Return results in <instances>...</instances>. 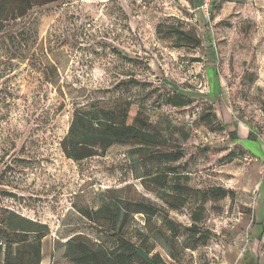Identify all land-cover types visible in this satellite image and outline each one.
Here are the masks:
<instances>
[{
    "label": "rangeland",
    "instance_id": "rangeland-1",
    "mask_svg": "<svg viewBox=\"0 0 264 264\" xmlns=\"http://www.w3.org/2000/svg\"><path fill=\"white\" fill-rule=\"evenodd\" d=\"M5 17L0 219L48 227L40 264H73L68 239L111 246L113 233L165 264H264V0H211L208 12L199 0H57ZM116 98L167 137L159 151L181 158L158 164L129 144L65 157L74 105ZM128 201L156 214L131 212ZM103 205L121 206L114 231L82 213Z\"/></svg>",
    "mask_w": 264,
    "mask_h": 264
},
{
    "label": "trees",
    "instance_id": "trees-1",
    "mask_svg": "<svg viewBox=\"0 0 264 264\" xmlns=\"http://www.w3.org/2000/svg\"><path fill=\"white\" fill-rule=\"evenodd\" d=\"M56 1L0 0V10L6 9L8 13V17L3 20L13 21L26 16L33 7ZM184 40L190 44H199V41L188 33H185ZM130 107L131 102L123 98H116L111 106H106L99 99L74 105L68 130L60 142L65 157L80 161L102 155L112 145L129 144L136 145L139 155L143 158L148 159L152 155L158 164L179 160L182 156L180 149L159 151V148L169 145V140L152 128L140 113L130 115ZM262 110L264 113V104ZM163 169L164 174L175 172L174 167L170 165H164ZM161 176L156 179L160 181ZM216 190L226 193V190ZM124 206L134 213L156 214V209L141 202L128 201ZM120 207L103 205L94 210H83L82 213L93 222H99L100 219L108 220L111 226L107 229L114 231ZM200 217L201 211L192 215L191 230H197L195 224L200 221ZM14 218L0 219V238L4 240V242L0 241V264H40L41 241L47 235L48 227L24 217L14 215ZM121 222L123 224L124 218ZM165 223L170 232L176 231L175 224L171 220L167 219ZM113 234L115 241L111 246L102 243L90 245L74 237L70 238L66 242L64 255L68 256L73 264H134L135 261L140 264H165L157 253L150 255L149 250L132 242L124 234ZM207 236L201 233L197 243H204Z\"/></svg>",
    "mask_w": 264,
    "mask_h": 264
},
{
    "label": "built area",
    "instance_id": "built-area-1",
    "mask_svg": "<svg viewBox=\"0 0 264 264\" xmlns=\"http://www.w3.org/2000/svg\"><path fill=\"white\" fill-rule=\"evenodd\" d=\"M211 0H199V7L204 11L208 12L210 8Z\"/></svg>",
    "mask_w": 264,
    "mask_h": 264
}]
</instances>
